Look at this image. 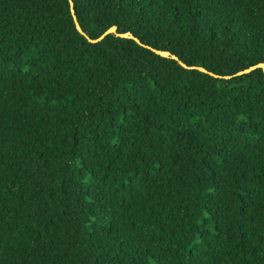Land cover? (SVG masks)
I'll list each match as a JSON object with an SVG mask.
<instances>
[{"label": "trees", "instance_id": "1", "mask_svg": "<svg viewBox=\"0 0 264 264\" xmlns=\"http://www.w3.org/2000/svg\"><path fill=\"white\" fill-rule=\"evenodd\" d=\"M72 1L219 77L0 0V264H264V0Z\"/></svg>", "mask_w": 264, "mask_h": 264}, {"label": "water", "instance_id": "2", "mask_svg": "<svg viewBox=\"0 0 264 264\" xmlns=\"http://www.w3.org/2000/svg\"><path fill=\"white\" fill-rule=\"evenodd\" d=\"M69 4H70V12L72 14V17H73V20H74V24H75L76 29L81 34H83L87 38V40L90 41V42H97V41L101 40L105 35H107L109 33H115L116 35L121 36V37L132 38L138 44L143 45V46L151 49L156 54H159L161 56H165V57H169V58H172L174 60H177L179 62V64L181 66L185 67V68H188V69H198V70H200L202 72H205V73H208V74H210V75H212L214 77H219V75H217V74H215L213 72L208 71L204 67L195 66V65H187L183 61L179 60V58L175 54H173V53H171V52H169L167 50L156 49V48H153V47H150L148 45H145V44L141 43V41L137 37H135L131 32H128V31L127 32H123V33L117 32V27L115 25L110 26L99 37H97V38H90L89 36H87L82 31V29H81V27H80V25H79V23L77 21V18H76L75 12H74V8H73V1L72 0H69ZM258 67H260L262 70H264V63L263 62H260V63L254 64V65H251V66H249V67H247V68H245V69H243L241 71H238L235 75L250 72L253 69L258 68ZM224 77L225 78H229L230 76H224Z\"/></svg>", "mask_w": 264, "mask_h": 264}]
</instances>
